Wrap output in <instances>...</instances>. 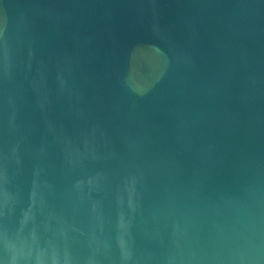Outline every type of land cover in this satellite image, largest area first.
I'll list each match as a JSON object with an SVG mask.
<instances>
[{"label": "water", "instance_id": "obj_1", "mask_svg": "<svg viewBox=\"0 0 264 264\" xmlns=\"http://www.w3.org/2000/svg\"><path fill=\"white\" fill-rule=\"evenodd\" d=\"M0 264H264V0H0Z\"/></svg>", "mask_w": 264, "mask_h": 264}]
</instances>
